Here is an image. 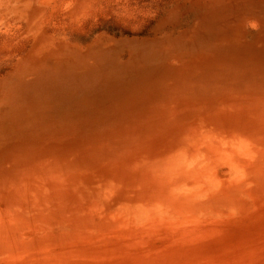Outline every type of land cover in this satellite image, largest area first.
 <instances>
[{"label": "rangeland", "instance_id": "1", "mask_svg": "<svg viewBox=\"0 0 264 264\" xmlns=\"http://www.w3.org/2000/svg\"><path fill=\"white\" fill-rule=\"evenodd\" d=\"M0 264H264V0H0Z\"/></svg>", "mask_w": 264, "mask_h": 264}]
</instances>
